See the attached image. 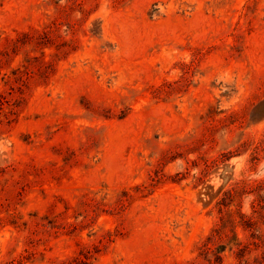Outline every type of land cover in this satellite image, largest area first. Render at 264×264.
I'll return each mask as SVG.
<instances>
[{"label": "rangeland", "instance_id": "1", "mask_svg": "<svg viewBox=\"0 0 264 264\" xmlns=\"http://www.w3.org/2000/svg\"><path fill=\"white\" fill-rule=\"evenodd\" d=\"M0 264H264V0H0Z\"/></svg>", "mask_w": 264, "mask_h": 264}]
</instances>
